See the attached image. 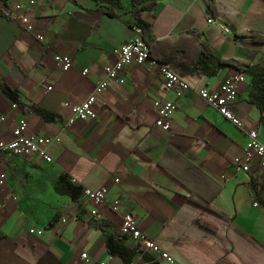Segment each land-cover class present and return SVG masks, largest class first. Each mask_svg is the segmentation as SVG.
I'll return each instance as SVG.
<instances>
[{
    "label": "crops",
    "instance_id": "crops-1",
    "mask_svg": "<svg viewBox=\"0 0 264 264\" xmlns=\"http://www.w3.org/2000/svg\"><path fill=\"white\" fill-rule=\"evenodd\" d=\"M15 5L27 8L41 40L24 30ZM215 7L211 17L202 0H156L141 14L155 37L151 58H174L185 70L190 89L181 97L165 88L159 66L146 61L127 68L123 83L112 82L97 97L95 120L72 121V107L88 97L104 66L134 37L132 0H7L6 5L0 0V141L10 140L25 119L28 134L51 140L52 158L47 163L0 154V171H6V183L0 185V264H124L105 243L118 232L125 213L177 264H264V171L256 157L244 156L247 130L264 139V116L252 99L255 82L264 83V45L254 48L235 38V32L264 35V0H216ZM7 9L11 14L2 15ZM208 16L216 24H208ZM55 55L70 57V69L61 71ZM218 59H236L252 69L229 107L243 128L197 94L201 88L217 89L232 74L229 69L207 74L216 70ZM1 85L17 90L24 105L56 119L23 111ZM156 99L177 107L168 131L155 126ZM236 158L248 164L247 171L236 169ZM185 161L220 185L209 204L163 168L207 194L206 178L186 179ZM60 177L82 190L107 188L97 216L83 194L73 201L57 190ZM114 201L117 211L110 209ZM200 219L216 223L218 230L202 227ZM144 252L150 255L141 250L131 264H143Z\"/></svg>",
    "mask_w": 264,
    "mask_h": 264
},
{
    "label": "built area",
    "instance_id": "built-area-1",
    "mask_svg": "<svg viewBox=\"0 0 264 264\" xmlns=\"http://www.w3.org/2000/svg\"><path fill=\"white\" fill-rule=\"evenodd\" d=\"M14 10L21 11V14L17 15L16 18L23 26L24 30L32 33L36 39L41 40L42 34L35 31L33 22L28 15L27 8L21 5H15ZM10 14V9L4 11L5 16H9ZM207 22L212 25L216 24V21L209 16ZM217 26L223 33H230L228 27L221 24ZM133 30L134 37L124 42L118 48L116 60L113 63L104 66L103 77L96 82L93 91L82 103L72 107V121L95 120L97 118V113L95 111L97 97L102 94L112 82L119 80V83H123L124 80L121 76L127 68L141 66L146 61H149L152 66H159L160 76L165 88L173 91L177 98L181 97L190 89V85L184 82L177 74L151 58L150 50L142 40L141 30L138 27H134ZM54 61L63 72L69 70L71 67V58L68 56L55 55ZM87 72L88 70H83L82 75H86ZM244 82L245 76L243 74L232 73L224 79L217 89L201 88L198 89L197 94L208 106L215 109L234 126L243 128L242 122L232 114L229 107L236 101L240 86ZM152 108L156 114L155 126L163 131H168L170 129V117L177 108L175 103L173 101L156 99L152 103ZM245 134L247 138L244 150L245 159L251 160L256 157L259 160L260 168L264 171V139H261L255 130H247ZM50 142L51 140L48 138L28 134L27 122L25 119H22L14 127L12 138L8 141H0V154L9 153L17 157H36L49 163L52 161L48 153ZM234 164L237 170H248V164H241L240 160L237 158L234 159ZM114 181L117 182L118 179ZM5 183L6 171L3 169L0 171V185H4ZM82 194L87 201L92 203L90 213L93 216H97L100 208L104 205L107 188L101 187L96 191L83 188ZM254 206H257V203H254ZM118 208V201H114L110 206L112 211H117ZM62 222H65V220H62ZM29 232L38 235L42 233L41 230L35 229H30ZM118 233L134 241L141 250L149 252L160 264H177L175 259L167 251L163 250L157 242L138 229L136 219L131 213L122 215ZM81 257L86 260L88 255L82 253ZM97 264L107 263L99 262Z\"/></svg>",
    "mask_w": 264,
    "mask_h": 264
},
{
    "label": "trees",
    "instance_id": "trees-1",
    "mask_svg": "<svg viewBox=\"0 0 264 264\" xmlns=\"http://www.w3.org/2000/svg\"><path fill=\"white\" fill-rule=\"evenodd\" d=\"M5 5L7 0H1ZM102 1H108L112 3H117L118 0H102ZM146 0H132V5L134 6L135 13H136V27H138L141 30V37L144 42V44L149 48L150 55L152 54L153 49V43L155 42V37L152 33V26L149 22L145 21L141 14L144 12V10H150L154 7L156 0H149L150 3H148L146 6H143L141 8H136L139 3H142ZM204 2L206 12L209 16L214 17L216 15V7L215 3L216 0H202ZM4 15V13H1ZM235 38L236 40L254 47L258 48L264 45V35H260L257 33H246V32H235ZM207 50V49H206ZM152 57V55H151ZM157 63L167 67L171 71H173L175 74H177L184 82H186L188 85H190L189 81L185 79L184 73L185 70L179 65V63L176 62V59L171 57H164L162 58V62L154 59ZM215 71L211 73H207L204 71V73H207L211 76L215 75L218 70L223 69H229L232 73H238V74H250L251 68L249 67L248 63L241 62L236 59H218L215 63ZM1 88L3 92L17 105L19 106L23 111H32L39 116H41L46 121H54L56 118L53 114L39 108L35 105H24L20 99L17 90L7 86V85H1ZM252 99L254 100V103L259 107L261 114L264 116V83H261L259 80L255 82V92L252 94ZM187 164L186 172L188 173V178H186L188 181H191V176H195L196 181H200L201 177L203 176L208 180V185L206 187L207 194H203L200 191H196L195 187H191L188 185L184 179H181L180 177L176 176L174 173H172L169 169L166 167H163L164 170L176 177L184 186L188 187L191 194L198 196L202 200H204L206 203H210L211 200L219 193L221 187L216 182L212 181L209 177H207L201 170H199L196 166L190 164L188 161H185ZM196 174V175H195ZM185 177V176H184ZM60 193L67 194L73 201H78V199L82 196L83 190L81 187L75 186L72 183L64 180L63 177H60L59 179V187L57 189ZM199 224L210 230V231H217L218 225L214 222H211L207 219H200ZM52 225V224H51ZM98 227L105 231V224L99 223ZM106 250L107 252L115 258L120 259L124 264H131L135 258V256L139 255L141 253V250L136 244H130V240L120 233L116 232L115 234L108 235L106 238ZM141 259L143 261V264H159L158 261L154 260L150 255H148L146 252H144L141 255Z\"/></svg>",
    "mask_w": 264,
    "mask_h": 264
}]
</instances>
